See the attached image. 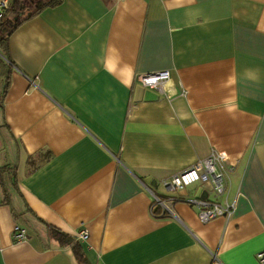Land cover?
<instances>
[{"label":"crops","instance_id":"1","mask_svg":"<svg viewBox=\"0 0 264 264\" xmlns=\"http://www.w3.org/2000/svg\"><path fill=\"white\" fill-rule=\"evenodd\" d=\"M8 1L18 18L41 0ZM158 70L178 94L137 79ZM212 148L235 165L230 219L202 223L182 199L152 215L147 188L176 197L159 182ZM76 249L85 264H261L264 0H61L0 38V264H77Z\"/></svg>","mask_w":264,"mask_h":264},{"label":"built area","instance_id":"2","mask_svg":"<svg viewBox=\"0 0 264 264\" xmlns=\"http://www.w3.org/2000/svg\"><path fill=\"white\" fill-rule=\"evenodd\" d=\"M9 7L8 0H0V23ZM137 79L144 87L160 91L166 96H174L179 93L167 89V83L170 81L168 70L140 73ZM180 93L185 95L186 91L182 89ZM234 167V163L229 160L225 151L212 148L207 157L198 159L189 167L159 182L163 193L175 192L176 197L163 196L147 188L152 199L150 212L154 216H175L173 203L182 199L196 207L197 218L202 223H207L218 217L228 221L236 208L237 199L241 195L237 191L232 199L228 198L230 193L229 175ZM195 184L201 185V188L206 192L205 197H187ZM158 207L161 208L159 212L156 210ZM13 235L16 239H24L25 229L15 224ZM73 237L77 241L85 240L88 238V231L82 227ZM256 258L261 264H264V250L256 253Z\"/></svg>","mask_w":264,"mask_h":264},{"label":"trees","instance_id":"3","mask_svg":"<svg viewBox=\"0 0 264 264\" xmlns=\"http://www.w3.org/2000/svg\"><path fill=\"white\" fill-rule=\"evenodd\" d=\"M61 0H41L40 2L36 3L34 6V9L28 13L25 16H21L18 17V15H22V6H16L13 5L12 7H9V9L6 11L5 15H4V19L2 20V22L0 23V38H3L6 35H9V33L11 31H13L16 26L22 21L25 20L26 18H29L35 14H37L42 8L47 7V6H54L58 3H60ZM54 235L60 239V240H67V237L65 235H63L62 233H60L59 231L55 230L54 231ZM69 240L72 243V246H74L76 248V242L77 240L74 237H68ZM76 252L78 253L77 256V260L78 263L77 264H85V261L82 257L81 252L76 249Z\"/></svg>","mask_w":264,"mask_h":264},{"label":"rangeland","instance_id":"4","mask_svg":"<svg viewBox=\"0 0 264 264\" xmlns=\"http://www.w3.org/2000/svg\"><path fill=\"white\" fill-rule=\"evenodd\" d=\"M30 10H32V8L27 7L26 9H24V13H23V14H24V15L28 14ZM197 192H199V189H198Z\"/></svg>","mask_w":264,"mask_h":264},{"label":"water","instance_id":"5","mask_svg":"<svg viewBox=\"0 0 264 264\" xmlns=\"http://www.w3.org/2000/svg\"><path fill=\"white\" fill-rule=\"evenodd\" d=\"M202 195H203V197H205L206 196V192H204Z\"/></svg>","mask_w":264,"mask_h":264}]
</instances>
